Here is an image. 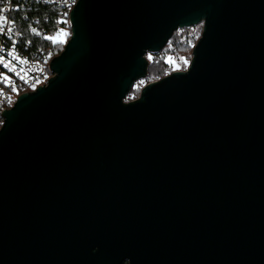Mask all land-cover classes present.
Segmentation results:
<instances>
[{
  "label": "water",
  "instance_id": "water-1",
  "mask_svg": "<svg viewBox=\"0 0 264 264\" xmlns=\"http://www.w3.org/2000/svg\"><path fill=\"white\" fill-rule=\"evenodd\" d=\"M0 130V264H264V0H78ZM203 24L190 67L148 54Z\"/></svg>",
  "mask_w": 264,
  "mask_h": 264
},
{
  "label": "built area",
  "instance_id": "built-area-1",
  "mask_svg": "<svg viewBox=\"0 0 264 264\" xmlns=\"http://www.w3.org/2000/svg\"><path fill=\"white\" fill-rule=\"evenodd\" d=\"M77 1L0 0L3 10L0 15L8 18L0 29L3 33L0 35V57H3L0 62V130L5 122L4 113L14 107L19 97L47 87L54 77L50 68L58 57L54 47L69 41L71 13ZM35 6H46L54 12L52 26L44 25L51 22L49 17L43 18L44 22L37 16L29 18ZM21 19L26 22L25 28L21 26Z\"/></svg>",
  "mask_w": 264,
  "mask_h": 264
},
{
  "label": "trees",
  "instance_id": "trees-1",
  "mask_svg": "<svg viewBox=\"0 0 264 264\" xmlns=\"http://www.w3.org/2000/svg\"><path fill=\"white\" fill-rule=\"evenodd\" d=\"M35 1V0H32ZM29 18L37 16L41 18L44 22L45 17H49L51 22L44 23L46 27L52 26V19L54 12L48 7L35 6L29 13ZM56 15V13H55ZM22 16V15H21ZM22 21V22H21ZM20 23L23 28L26 26V22L21 19ZM203 34V24L197 25L192 28H185L182 30H177L165 48L157 54L147 55V60L149 61V70L146 83H154L161 81L165 77L172 75L175 71L179 69L186 70V65L181 60L182 57H185L187 60L193 59V51L197 46L199 40ZM70 39V37H69ZM68 39V40H69ZM48 47V46H47ZM65 44L54 47L56 56H59L64 51ZM168 56H173L174 63L169 64L167 61ZM191 63V62H190ZM140 90L132 89L130 94L127 97L126 102L135 101L137 98H140ZM128 264V263H124Z\"/></svg>",
  "mask_w": 264,
  "mask_h": 264
},
{
  "label": "rangeland",
  "instance_id": "rangeland-1",
  "mask_svg": "<svg viewBox=\"0 0 264 264\" xmlns=\"http://www.w3.org/2000/svg\"><path fill=\"white\" fill-rule=\"evenodd\" d=\"M181 30H182V29H181ZM71 34H72V33H69V37L71 36ZM149 55H152V54H149ZM181 60H182L183 63L186 65V68H187V69H186V70L179 69V70H177V71H175V72H185V71H187L188 68L190 67V65H191L190 62H192L191 59H190V60H187L185 57H182ZM167 61H168L169 64H173V63H174L173 56H168ZM148 62H149V61H148ZM148 70H149V67H148ZM175 72H174V73H175ZM147 76H148V74H147ZM146 79H147V77L144 78V79L139 80V81L134 85L133 89H135V90H140V93H141L142 90L148 85V84L146 83ZM138 99H139V98H137L136 100H138ZM136 100H135V101H136ZM132 102H133V101H132ZM128 103H130V102H128Z\"/></svg>",
  "mask_w": 264,
  "mask_h": 264
},
{
  "label": "snow or ice",
  "instance_id": "snow-or-ice-1",
  "mask_svg": "<svg viewBox=\"0 0 264 264\" xmlns=\"http://www.w3.org/2000/svg\"><path fill=\"white\" fill-rule=\"evenodd\" d=\"M3 10L0 9V12H2ZM8 22V18L6 16H2L0 15V29L4 28L5 23ZM12 23H15L14 21ZM10 30V29H9ZM2 31H0V35H2ZM0 62H3V57H0Z\"/></svg>",
  "mask_w": 264,
  "mask_h": 264
}]
</instances>
